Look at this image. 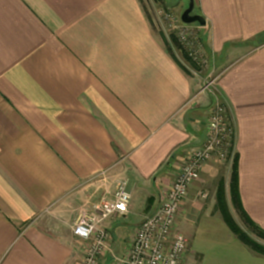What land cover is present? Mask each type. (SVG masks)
<instances>
[{
    "label": "crops",
    "instance_id": "crops-1",
    "mask_svg": "<svg viewBox=\"0 0 264 264\" xmlns=\"http://www.w3.org/2000/svg\"><path fill=\"white\" fill-rule=\"evenodd\" d=\"M194 3L211 63L202 76L182 69L143 0H0V264H81L77 216L121 181L129 211L102 223L111 249L100 263L125 256L218 103L235 131L243 209L264 230V0ZM231 175L211 161L191 186L180 264H264L223 220L220 194L238 218Z\"/></svg>",
    "mask_w": 264,
    "mask_h": 264
},
{
    "label": "built area",
    "instance_id": "built-area-1",
    "mask_svg": "<svg viewBox=\"0 0 264 264\" xmlns=\"http://www.w3.org/2000/svg\"><path fill=\"white\" fill-rule=\"evenodd\" d=\"M165 16L173 21L175 28L182 29L179 39L191 56H203L205 47L196 29L184 24L180 17ZM234 140L235 131L227 108L218 103L210 111L205 141L188 155L171 189L163 195L159 208L141 223L127 254L114 259L112 264H180L189 248V240L176 227L181 207L207 163L233 161ZM206 196L202 194V197ZM130 202L131 194L127 191L126 182L121 181L112 200L102 201L92 212L80 211L72 232L87 243L81 264H101V258L111 249L110 234L102 223L108 218L126 215Z\"/></svg>",
    "mask_w": 264,
    "mask_h": 264
},
{
    "label": "rangeland",
    "instance_id": "rangeland-1",
    "mask_svg": "<svg viewBox=\"0 0 264 264\" xmlns=\"http://www.w3.org/2000/svg\"><path fill=\"white\" fill-rule=\"evenodd\" d=\"M143 2L145 3L147 12L155 22V28L157 29L158 32H160L169 51L177 58L178 62L183 67V69L191 76L194 75L202 76L209 74L211 69L210 66L211 63L208 59L206 51L204 50L203 56L200 57L191 56V52L183 45V43L179 39V33L181 32L182 29L175 28V26L172 24L173 21L167 19V17L165 16V15H170L172 18L173 17L179 18L181 14L188 8L190 0H172L170 2H168V0H143ZM196 13L197 10L194 9L193 14ZM192 27L194 29L197 28V27L195 28L193 25ZM195 31L198 35L200 42L203 43L202 32H200V30L198 29H196ZM215 75L216 74H213L211 78L208 79V82L214 79ZM207 87H211L209 86V83ZM235 156L236 153L234 155V158ZM218 162L228 165L232 173V166L234 159L231 163L221 162V161ZM202 194L207 195V193H202ZM232 218L242 233H244L246 236H248L252 241L257 243L258 245L264 247V239L258 236L253 230L248 228L239 214H238V218L235 219L233 216Z\"/></svg>",
    "mask_w": 264,
    "mask_h": 264
},
{
    "label": "trees",
    "instance_id": "trees-1",
    "mask_svg": "<svg viewBox=\"0 0 264 264\" xmlns=\"http://www.w3.org/2000/svg\"><path fill=\"white\" fill-rule=\"evenodd\" d=\"M182 67V66H181ZM183 69V67H182ZM184 70V69H183ZM185 71V70H184ZM186 72V71H185ZM187 73V72H186ZM230 190H231V197H232V203L244 221V223L247 225L248 228L253 230L258 236L262 237L264 239V230L260 228L245 212L243 209L240 197H239V191H238V171H237V155L234 158L233 166H232V175H231V183H230ZM222 194L219 195V205H220V211L222 213L223 220L227 224V226L231 229L234 235L238 237V239L247 247H249L254 252L263 255L264 256V247L258 245L254 241H252L248 236H246L244 233L241 232V230L238 228V226L235 224L232 216L228 212V210L225 208L224 204L222 203Z\"/></svg>",
    "mask_w": 264,
    "mask_h": 264
},
{
    "label": "water",
    "instance_id": "water-1",
    "mask_svg": "<svg viewBox=\"0 0 264 264\" xmlns=\"http://www.w3.org/2000/svg\"><path fill=\"white\" fill-rule=\"evenodd\" d=\"M194 9V0H190L188 8L180 16L181 21L186 25L198 24L204 27L206 25L205 18L201 15L193 14Z\"/></svg>",
    "mask_w": 264,
    "mask_h": 264
}]
</instances>
